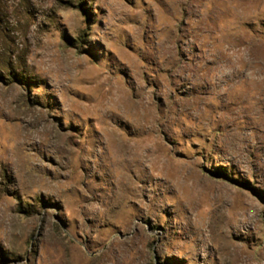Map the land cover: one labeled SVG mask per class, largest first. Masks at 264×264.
<instances>
[{"label": "rangeland", "instance_id": "rangeland-1", "mask_svg": "<svg viewBox=\"0 0 264 264\" xmlns=\"http://www.w3.org/2000/svg\"><path fill=\"white\" fill-rule=\"evenodd\" d=\"M8 63L0 264H264V0H0Z\"/></svg>", "mask_w": 264, "mask_h": 264}, {"label": "trees", "instance_id": "trees-1", "mask_svg": "<svg viewBox=\"0 0 264 264\" xmlns=\"http://www.w3.org/2000/svg\"><path fill=\"white\" fill-rule=\"evenodd\" d=\"M82 5V4H81ZM80 41V40H79ZM8 66L0 67V69L5 68L6 69V76L3 74V70H0V80L1 81H7L9 84H12L14 82H20L23 83L26 86H29L30 79L19 73L20 67L17 65H11L7 64ZM18 213L25 214V215H31L29 210H25L24 208H19ZM7 257L5 254L0 253V261L5 262L7 261Z\"/></svg>", "mask_w": 264, "mask_h": 264}]
</instances>
